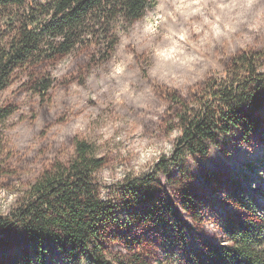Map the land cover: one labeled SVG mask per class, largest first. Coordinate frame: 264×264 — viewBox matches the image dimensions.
Instances as JSON below:
<instances>
[{
    "label": "trees",
    "instance_id": "16d2710c",
    "mask_svg": "<svg viewBox=\"0 0 264 264\" xmlns=\"http://www.w3.org/2000/svg\"><path fill=\"white\" fill-rule=\"evenodd\" d=\"M156 2L0 0V93L19 78H26L32 92L44 98L52 85L42 73L46 67L86 51L93 53L92 63L103 62L116 44L113 25L118 28L124 18L131 21ZM262 68L264 58L260 54L244 52L233 59L223 76L215 75L196 89L191 102L172 93L170 100L178 110L174 128L179 136L171 155L161 159L154 171L167 175L170 166L186 155L205 157L231 138L240 144L263 138ZM11 114V109H0V123ZM73 145L75 157L71 163H56L28 187L14 209L0 216V264H48L50 246L60 252L66 264H114L107 251L108 244L115 240L112 232L120 222V213L131 209L136 212L148 204L154 172L127 180L120 186L121 195L111 197L90 176L103 164L95 149L79 139H74ZM259 168L262 182L264 160ZM221 178L208 175L204 180L209 188L212 184L220 186L224 192L221 202L235 212L223 211L220 245L206 244L198 251H185L184 264H264V191L255 187V191L247 192L245 186H252V182L240 173ZM257 194L261 203L253 197ZM213 195L218 196V192ZM148 212L134 216L145 221L151 212V219L167 214L174 218L177 233H184L171 201ZM11 252L19 260L8 257ZM117 264L148 263L136 257Z\"/></svg>",
    "mask_w": 264,
    "mask_h": 264
},
{
    "label": "rangeland",
    "instance_id": "374dc122",
    "mask_svg": "<svg viewBox=\"0 0 264 264\" xmlns=\"http://www.w3.org/2000/svg\"><path fill=\"white\" fill-rule=\"evenodd\" d=\"M203 2L215 3V0H203ZM92 54L91 51L78 52L62 59L54 66L46 67L42 73L47 74L52 80V85L44 98L32 92L26 84V78H19L0 93V109L7 108L12 111L11 116L0 123V165H9L7 169L0 172V183H3L5 178L12 180L8 188L0 189V216H5L14 209L28 187L40 179L45 172H49L56 163L68 165L73 161L74 139L91 145L98 157L103 160V163L105 162V154L97 150L90 141L91 126L86 118L76 121L79 125L77 129L56 127L57 123L67 120L75 110L71 89L67 90L69 94L66 96L64 85L71 79L77 78L87 87H93L83 79L86 66L92 63ZM137 54H140L139 50ZM241 54L233 55L231 52H226L225 59L219 66L213 65L212 74L207 79L198 80L186 91L173 87H161L162 100L157 101L150 110L142 106L137 108L135 102L125 105V108H130L136 113L137 121L143 122L146 126V134L150 137L153 146L159 143L171 144L173 147L171 151L165 150L163 155L157 156L154 147H146L149 143L146 139L138 145V148H134V152L137 150L140 152L143 162L129 157L121 162L122 174L113 178L116 182L99 184L103 193H110L111 197H119L120 186L127 180L140 179L154 172L151 175L153 192L148 204L138 207L136 212H131V209V211L120 213V222L112 232L115 240L108 244L107 251L108 259L114 264L119 261L128 262L136 257L148 264H184L185 251H198L206 244L220 245L222 239L220 222L223 211H235L221 202L224 199V192L221 191L220 186L212 184L209 188L206 185L205 176L217 175L224 180L229 173H240L252 182V186H245L247 192L255 191V187H260L264 191V181H260L261 177L257 173L260 170V161L264 160V135H262L263 138H250L248 144H240L236 139L231 138L221 143L219 149H212L205 157L186 155L178 164L170 166L167 175L154 171L155 165L161 159L171 155L179 136L178 130L174 128L178 110L170 100L171 94L176 93L184 101L191 102L196 89L215 75L223 76L230 70L233 59ZM260 55L264 58V54ZM69 61L71 63H68ZM62 63L67 65L68 70L60 67ZM53 70L63 75L53 76L51 74ZM141 86L149 87L144 81H141ZM24 106L30 109L31 115L22 110ZM113 107L116 110L120 109V105ZM26 117L34 121L36 132L43 137V145L25 152L21 144L13 157L4 146L2 130ZM139 131L137 129L138 133ZM120 156L124 157V153L121 152ZM195 162L198 163V167ZM249 168H253V171ZM249 171L253 172L252 175H249ZM13 192L19 193L15 203L7 199ZM216 192L218 196L214 197L213 193ZM253 197L261 203L262 200L258 194ZM169 201L176 208L184 225L182 235L177 233L174 218L167 214L160 213L156 219H151V212L145 221L138 220L134 216L149 213L148 211L154 206L160 207ZM185 206L188 209H185ZM17 256L15 252L8 255L19 260ZM48 257V264H55V262L66 264L54 246L49 247Z\"/></svg>",
    "mask_w": 264,
    "mask_h": 264
},
{
    "label": "clouds",
    "instance_id": "9594fccd",
    "mask_svg": "<svg viewBox=\"0 0 264 264\" xmlns=\"http://www.w3.org/2000/svg\"><path fill=\"white\" fill-rule=\"evenodd\" d=\"M112 35L116 44L107 59L86 66L83 79L93 87L77 78L64 85L66 96L71 89L75 110L67 120L56 124L57 128L77 129V120L89 121L90 141L106 157L90 173L97 184L116 182L113 178L122 174L121 162L129 157L143 162L134 148L146 139V147H154L157 156L172 150L171 144L153 146L146 126L137 121L135 112L125 108L126 104L135 102L137 108L150 110L162 100L161 87L188 90L198 80L207 79L226 52L264 54V0H158L131 21L124 18L118 28L114 24ZM60 67L68 70L66 64ZM51 74L63 75L55 70ZM141 81L149 87L141 86ZM114 105H120V109ZM22 110L31 115L27 106ZM2 136L13 157L21 144L25 152L43 145L34 121L27 117L4 128ZM8 167L0 165V172ZM11 184L12 180L5 178L0 189ZM18 198V192L7 197L13 203Z\"/></svg>",
    "mask_w": 264,
    "mask_h": 264
}]
</instances>
